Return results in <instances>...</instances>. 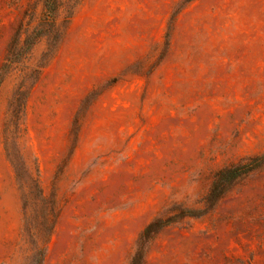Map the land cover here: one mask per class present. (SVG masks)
Masks as SVG:
<instances>
[{"label": "rangeland", "instance_id": "obj_1", "mask_svg": "<svg viewBox=\"0 0 264 264\" xmlns=\"http://www.w3.org/2000/svg\"><path fill=\"white\" fill-rule=\"evenodd\" d=\"M140 253L264 264V0H0V264Z\"/></svg>", "mask_w": 264, "mask_h": 264}, {"label": "trees", "instance_id": "obj_2", "mask_svg": "<svg viewBox=\"0 0 264 264\" xmlns=\"http://www.w3.org/2000/svg\"><path fill=\"white\" fill-rule=\"evenodd\" d=\"M254 167L250 165L235 166L230 169L219 172L217 180H215L214 186L208 195L210 204L218 202L222 196L226 193L232 183H234L242 175L252 171ZM164 225H158V221L149 224L142 233V239L149 240L153 234H155ZM132 264H143V254H138Z\"/></svg>", "mask_w": 264, "mask_h": 264}]
</instances>
